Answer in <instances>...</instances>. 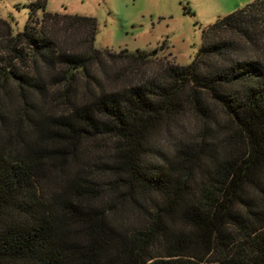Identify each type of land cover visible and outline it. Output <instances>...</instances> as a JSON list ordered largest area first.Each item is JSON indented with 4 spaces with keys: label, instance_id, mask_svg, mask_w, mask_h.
Masks as SVG:
<instances>
[{
    "label": "trees",
    "instance_id": "trees-1",
    "mask_svg": "<svg viewBox=\"0 0 264 264\" xmlns=\"http://www.w3.org/2000/svg\"><path fill=\"white\" fill-rule=\"evenodd\" d=\"M48 1L0 19V264H264V0L154 69Z\"/></svg>",
    "mask_w": 264,
    "mask_h": 264
},
{
    "label": "rangeland",
    "instance_id": "rangeland-1",
    "mask_svg": "<svg viewBox=\"0 0 264 264\" xmlns=\"http://www.w3.org/2000/svg\"><path fill=\"white\" fill-rule=\"evenodd\" d=\"M253 1L49 0L46 11L96 18V48L116 53L139 51L156 59L149 67L154 69L162 61L172 60L180 66L191 64L202 49L204 30ZM32 2L0 0V19L7 21L15 34L24 31ZM42 14L39 12L38 16ZM248 52L264 61V48H249ZM186 121L190 126L197 123L192 115Z\"/></svg>",
    "mask_w": 264,
    "mask_h": 264
}]
</instances>
